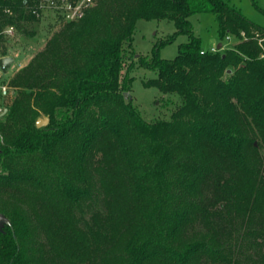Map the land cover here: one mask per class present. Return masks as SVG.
Instances as JSON below:
<instances>
[{
    "label": "trees",
    "instance_id": "16d2710c",
    "mask_svg": "<svg viewBox=\"0 0 264 264\" xmlns=\"http://www.w3.org/2000/svg\"><path fill=\"white\" fill-rule=\"evenodd\" d=\"M36 4L0 0V58L5 28L35 35ZM203 12L233 47L201 49L188 18ZM138 20L175 26L136 59L156 74L144 86L180 97L169 120L124 98ZM59 26L9 80L0 264H264V28L225 0H98Z\"/></svg>",
    "mask_w": 264,
    "mask_h": 264
},
{
    "label": "rangeland",
    "instance_id": "374dc122",
    "mask_svg": "<svg viewBox=\"0 0 264 264\" xmlns=\"http://www.w3.org/2000/svg\"><path fill=\"white\" fill-rule=\"evenodd\" d=\"M237 9L246 19L264 28V0H225ZM193 34L200 38L201 49L203 51L216 48L221 43V49L231 48L237 40L230 37V40H220L218 36V26L215 16L212 13L203 12L193 14L188 18ZM60 23L53 21L49 15L43 17L39 23L33 24L35 35L26 38L17 35L13 29V34H5L4 45L8 47V55L13 58V62L6 73L0 70V85H9L12 76L25 66L29 60L40 51L47 40L59 29ZM6 29V28H5ZM175 32L174 23L170 20H138L132 35L131 49L134 56L129 55L134 65L129 73H126L129 61L123 67L122 76L132 78L130 90L127 98H131L132 105L139 111L146 121L169 120L174 108L181 104V99L174 94H162L154 87H146L143 82L155 77V71L144 69L138 65V56L150 57L154 46L166 41ZM187 41L185 35H178L171 43L163 44L158 51L161 59L171 60L177 54L178 45ZM128 74V75H126ZM14 95L9 96L10 105ZM46 117L40 115L38 118ZM37 118V119H38ZM262 151V150H261ZM252 228H258L252 225ZM250 245L242 248L245 254L249 251ZM249 253H252L250 251Z\"/></svg>",
    "mask_w": 264,
    "mask_h": 264
},
{
    "label": "built area",
    "instance_id": "2783aa9c",
    "mask_svg": "<svg viewBox=\"0 0 264 264\" xmlns=\"http://www.w3.org/2000/svg\"><path fill=\"white\" fill-rule=\"evenodd\" d=\"M98 0H37L36 6L31 10V13L41 20L43 17L50 14L53 21L57 23L75 22L84 17L86 12L92 8ZM4 33L13 34V28L8 27ZM244 38V34L241 33ZM230 40V37H226ZM261 40H259L260 43ZM216 48H211L210 51H215ZM13 94L12 89L3 84L0 85V119L8 112L9 96Z\"/></svg>",
    "mask_w": 264,
    "mask_h": 264
},
{
    "label": "water",
    "instance_id": "95a60500",
    "mask_svg": "<svg viewBox=\"0 0 264 264\" xmlns=\"http://www.w3.org/2000/svg\"><path fill=\"white\" fill-rule=\"evenodd\" d=\"M221 46H222V44L218 43L216 46V49L221 50ZM12 62H13V58L10 56L1 57L0 58V70L3 73H6L7 69L9 68V66L11 65ZM229 72L230 71H228V73ZM127 97H128V93H124V98L127 99ZM48 123H49V119L47 117L38 118L35 121V127L36 128H43V127L47 126ZM4 225L11 227L10 221L5 217V215L0 213V228Z\"/></svg>",
    "mask_w": 264,
    "mask_h": 264
}]
</instances>
